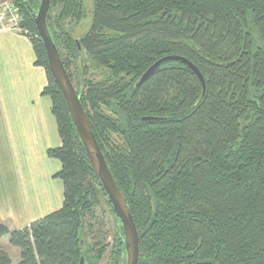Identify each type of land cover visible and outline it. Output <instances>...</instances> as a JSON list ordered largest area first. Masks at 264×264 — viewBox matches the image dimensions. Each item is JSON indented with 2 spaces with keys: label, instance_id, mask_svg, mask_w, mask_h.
<instances>
[{
  "label": "trees",
  "instance_id": "obj_1",
  "mask_svg": "<svg viewBox=\"0 0 264 264\" xmlns=\"http://www.w3.org/2000/svg\"><path fill=\"white\" fill-rule=\"evenodd\" d=\"M92 1L90 27L78 45L71 37L66 57L49 12L54 2L74 12L80 0H51L46 25L71 81L69 65L82 52L108 72L101 83L85 84L78 70L76 90L84 110L85 88L113 102L114 118L85 113L135 223L137 264H264V0ZM12 2L34 64L46 72L41 95L51 100L61 140L47 154L60 161L54 177L62 181L63 201L22 228L0 222V238L8 235L19 249L17 264H79L80 257L98 264L108 248L105 237L89 244L85 234L98 189L116 222L107 264H125L120 221L90 166L28 10H37L40 0ZM165 55L191 61L204 92L178 59L162 62L135 86ZM99 128L121 141L106 140ZM10 263L0 245V264Z\"/></svg>",
  "mask_w": 264,
  "mask_h": 264
},
{
  "label": "crops",
  "instance_id": "obj_2",
  "mask_svg": "<svg viewBox=\"0 0 264 264\" xmlns=\"http://www.w3.org/2000/svg\"><path fill=\"white\" fill-rule=\"evenodd\" d=\"M34 61V50L25 31L18 27L0 29V123L6 147L14 158L16 178V188L14 179L10 188L0 181V203L15 192L17 202L21 196L26 201L27 214L37 220L61 206L63 185L54 177L61 167L60 161L47 154V150L59 146L61 140L51 100L41 95L47 83L46 72ZM29 167L35 168L36 178L27 173L31 170ZM53 180L56 185L51 183ZM32 196L39 198V203L29 204L28 197ZM21 216L9 207L0 209V222L9 228H15L16 217ZM32 221L35 220H28L25 226Z\"/></svg>",
  "mask_w": 264,
  "mask_h": 264
},
{
  "label": "rangeland",
  "instance_id": "obj_3",
  "mask_svg": "<svg viewBox=\"0 0 264 264\" xmlns=\"http://www.w3.org/2000/svg\"><path fill=\"white\" fill-rule=\"evenodd\" d=\"M12 2V0H2ZM13 3V2H12ZM80 7H77L74 12L68 13L65 9L62 11V4L53 3L50 12H49V21L51 23V27L54 31L55 36L57 37V42L59 43V50L63 57H66L67 46L71 43L72 38H80L83 36L89 29L90 23L92 20V11H93V1L92 0H80ZM14 5V3H13ZM17 26L21 14L19 9L17 8ZM21 29V28H20ZM78 66V67H76ZM69 70L72 78V83L76 89H78V70L82 72L83 81L85 84H96L101 83L106 77H108V72L102 68L96 66V64L91 60L89 55L86 52H82L81 56L77 55L73 62L69 65ZM85 112L88 116L91 117L92 113H102L107 118H114L116 115L113 112V107L111 104L113 102L99 101L92 92H88L85 88ZM87 100V101H86ZM110 103V105L108 104ZM97 133H101L106 140L112 139L113 141L119 142L121 141V137L119 134L106 132L99 128ZM100 135V134H99ZM59 163V162H58ZM60 166V165H59ZM14 158L11 152L8 150L4 140V131L1 127L0 123V181L3 186L10 188L12 186L11 181L14 179V187L16 188V178L14 174ZM31 169V167H29ZM35 168L29 170L27 173L30 177L36 178ZM21 173L19 172V177ZM19 180V178H18ZM20 181V180H19ZM61 185V181L57 180ZM53 185L55 184V180L51 182ZM56 185V184H55ZM97 189V188H96ZM12 194L8 198L7 201L0 203V209L6 210L11 208L13 211L17 213H21V218L16 217L15 222L18 227L22 228L27 223L28 220H36V218H32L30 214H27L25 207H27L26 201L24 202L22 197L18 198V202L16 197ZM96 203L92 206V215L88 216L86 219V223L90 224V228H86L85 234L87 235V241L89 244H94L95 240H98L99 237H105L104 242L108 244V248L104 253L102 259L98 264H107L108 263V251L113 241V235L116 232V222L113 218V214L111 213L104 197L101 196L100 192L96 191ZM18 196V195H17ZM29 204L39 203V198L36 199L35 196L28 197ZM41 206H44L40 203ZM17 207L18 209H15ZM44 216V215H43ZM13 221V219H12ZM9 225H13V223H9ZM15 226L16 229L18 227ZM10 228H14V226H10ZM0 245L2 249L9 255L11 263L17 264L20 256V251L17 247H14L8 242V235H4L0 239Z\"/></svg>",
  "mask_w": 264,
  "mask_h": 264
},
{
  "label": "water",
  "instance_id": "obj_4",
  "mask_svg": "<svg viewBox=\"0 0 264 264\" xmlns=\"http://www.w3.org/2000/svg\"><path fill=\"white\" fill-rule=\"evenodd\" d=\"M50 1L51 0H40L37 10H32L30 7H28V10L31 13L39 38L45 49L49 70L63 96L68 113L85 150L90 166L101 184L116 218L120 221L124 237L125 264H137L139 259L138 232L132 215L114 181L105 157L91 129L88 117L80 101L81 91L78 93L74 87L46 25V15L49 10ZM75 41L78 45V40L76 39ZM171 59L181 60L195 73L201 83L203 93L205 81L201 72L191 61L180 55H165L154 61L141 74L135 86L143 83L162 62ZM80 81L82 82L81 77ZM143 119L151 120L154 119V117L145 116ZM79 264H83V257H80Z\"/></svg>",
  "mask_w": 264,
  "mask_h": 264
},
{
  "label": "built area",
  "instance_id": "obj_5",
  "mask_svg": "<svg viewBox=\"0 0 264 264\" xmlns=\"http://www.w3.org/2000/svg\"><path fill=\"white\" fill-rule=\"evenodd\" d=\"M17 21L16 6L12 2L0 1V29L19 28Z\"/></svg>",
  "mask_w": 264,
  "mask_h": 264
}]
</instances>
